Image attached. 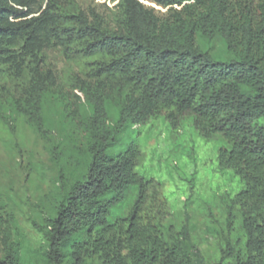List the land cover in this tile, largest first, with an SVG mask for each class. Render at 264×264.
Instances as JSON below:
<instances>
[{"label":"trees","instance_id":"16d2710c","mask_svg":"<svg viewBox=\"0 0 264 264\" xmlns=\"http://www.w3.org/2000/svg\"><path fill=\"white\" fill-rule=\"evenodd\" d=\"M44 1L0 0V75H27L38 132L45 134L41 98L56 81L41 70L44 49L74 44L94 58L85 166L64 172L58 165L57 200L42 229L45 264L92 257L98 264H204L187 225L167 234L141 216L150 179L137 170V143L123 137L162 114L175 127L187 116L203 138L225 141L219 164L241 183L228 199L226 220L231 226L239 213L245 242L242 250L227 242L220 264H264V0L259 22L227 0H147L168 8L163 18L140 0H118L116 28L94 12L68 14L56 0ZM216 40L222 49L205 48ZM114 92L119 107L108 123ZM131 189L129 212L113 216ZM0 264H19L14 251Z\"/></svg>","mask_w":264,"mask_h":264},{"label":"rangeland","instance_id":"374dc122","mask_svg":"<svg viewBox=\"0 0 264 264\" xmlns=\"http://www.w3.org/2000/svg\"><path fill=\"white\" fill-rule=\"evenodd\" d=\"M117 1L55 3L68 14L94 12L108 28H116ZM140 1L161 18L169 13L166 7ZM227 1L234 11L250 10L254 22L261 20L262 0ZM205 48L216 51L222 49V44L216 40L205 44ZM42 58L41 70H50L56 80L41 98L45 134L37 131L30 113L27 75H0V258L10 249L19 264H45L42 229L56 204L58 165L64 172L83 170L81 148L91 113L86 92L94 83V58L74 44L64 46L58 42L46 47ZM118 104L114 92L106 103L108 123L115 119ZM129 140L135 141L140 150L137 170L150 179L143 218L157 222L167 234H175L187 225L204 264H220L227 242L234 249L244 248L239 213L231 226L226 220L228 199L241 183L219 164L218 151L226 146L223 139L203 138L187 116L175 127L162 114L130 127L123 137L124 142ZM134 194L133 189L129 190L125 201L113 209V216L129 212ZM227 260L234 261V257ZM83 264L98 262L92 257Z\"/></svg>","mask_w":264,"mask_h":264}]
</instances>
